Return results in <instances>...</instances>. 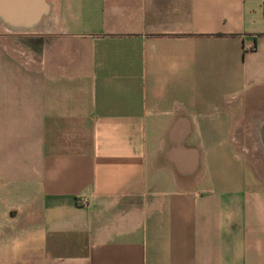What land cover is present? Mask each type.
Wrapping results in <instances>:
<instances>
[{
	"label": "crops",
	"instance_id": "crops-1",
	"mask_svg": "<svg viewBox=\"0 0 264 264\" xmlns=\"http://www.w3.org/2000/svg\"><path fill=\"white\" fill-rule=\"evenodd\" d=\"M38 1L0 0V264H264V0Z\"/></svg>",
	"mask_w": 264,
	"mask_h": 264
},
{
	"label": "rangeland",
	"instance_id": "rangeland-1",
	"mask_svg": "<svg viewBox=\"0 0 264 264\" xmlns=\"http://www.w3.org/2000/svg\"><path fill=\"white\" fill-rule=\"evenodd\" d=\"M247 129H250V127ZM236 138L248 152L249 171L255 174L256 184L264 187V150L258 146L253 132H238Z\"/></svg>",
	"mask_w": 264,
	"mask_h": 264
},
{
	"label": "bare ground",
	"instance_id": "bare-ground-1",
	"mask_svg": "<svg viewBox=\"0 0 264 264\" xmlns=\"http://www.w3.org/2000/svg\"><path fill=\"white\" fill-rule=\"evenodd\" d=\"M10 1V0H9ZM38 1V0H37ZM40 4H41V8H42V2H43V0H39L38 1ZM6 3V2H5ZM7 4V3H6ZM37 5V4H36ZM1 6V5H0ZM23 9H26L28 6L26 5V4H24L23 6ZM12 8V7H11ZM18 8V7H17ZM14 9V8H13ZM44 10V9H43ZM36 11V10H35ZM42 11V10H41ZM38 16V15H37ZM3 17H4V19L6 20V21H8L9 23H11V24H16V25H21V26H30V25H32V24H34L35 23V21H33V20H28V18L27 19H15V18H13V16H11V15H4L3 14ZM19 17V16H18ZM30 18V17H29Z\"/></svg>",
	"mask_w": 264,
	"mask_h": 264
},
{
	"label": "water",
	"instance_id": "water-1",
	"mask_svg": "<svg viewBox=\"0 0 264 264\" xmlns=\"http://www.w3.org/2000/svg\"><path fill=\"white\" fill-rule=\"evenodd\" d=\"M0 17H2L3 19H4V17L2 16V15H0ZM4 22H6V23H9L8 21H6L5 19H4ZM9 24H11V23H9ZM13 25H15V26H17V27H23V28H25V27H27V26H21V25H16V24H13ZM261 136H262V140H263V143H264V127H263V130H262V132H261Z\"/></svg>",
	"mask_w": 264,
	"mask_h": 264
}]
</instances>
